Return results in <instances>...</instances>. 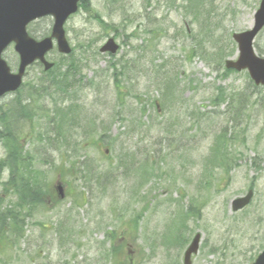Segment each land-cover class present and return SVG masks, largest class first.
<instances>
[{"label": "rangeland", "instance_id": "374dc122", "mask_svg": "<svg viewBox=\"0 0 264 264\" xmlns=\"http://www.w3.org/2000/svg\"><path fill=\"white\" fill-rule=\"evenodd\" d=\"M88 4L65 25L72 55L63 57L54 49L47 56L55 64L51 75L33 65L18 93L0 99V132L16 134L10 137L13 157L24 158L12 174L0 138V215L27 196L17 186L22 176L31 181L33 192L43 194L45 205L20 211L25 232L20 238L2 236L0 264H96L102 252L112 254L103 264H182L196 234L202 239L193 264H251L264 251V88L250 89L246 72L226 73L223 65L236 59L232 35L253 26L260 0ZM50 21L31 25L30 34L41 39ZM108 38L120 47L113 58L98 52ZM254 45L264 57V29ZM3 57L16 70L12 47ZM51 79L63 85V96L55 84V91L42 94V85ZM29 92H37L27 105L31 113L21 107L29 103ZM219 130L233 132L225 151L238 160L223 171L215 161L219 150L209 147ZM151 162L161 178L181 167L185 177L202 182L203 171L210 193L191 201L193 184L182 177L177 181L186 194L181 199L169 183L164 187L161 178L152 177L159 188H169V196L149 198L153 179L143 181L141 172ZM57 180L67 198L53 204L45 193H55ZM249 190L254 192L251 204L232 213L231 201ZM81 192L87 203L74 207L67 195ZM193 204L197 216L191 213ZM178 206L187 216L176 238L170 236L175 224L167 223L166 212ZM142 207L145 212H137Z\"/></svg>", "mask_w": 264, "mask_h": 264}, {"label": "water", "instance_id": "95a60500", "mask_svg": "<svg viewBox=\"0 0 264 264\" xmlns=\"http://www.w3.org/2000/svg\"><path fill=\"white\" fill-rule=\"evenodd\" d=\"M78 2L80 0H0V54L6 45L15 42V51L21 57L19 74L15 77L9 75V69L0 60V96L18 88L24 67L34 60L40 59L46 70L52 67L43 60V55L52 48L51 38L57 40L60 53L68 54L70 52L64 39L62 27L68 16L77 11ZM48 14L53 16L55 22L52 37L37 44L25 34L26 26L29 22ZM254 24L252 30L234 35V41L239 47V59L237 62L227 61L225 67L237 72L247 69L249 77L255 85L264 86V60L254 56L251 46L257 33L264 27V0L254 17ZM106 50L114 53L116 47H114L113 41L109 40L101 51L105 52ZM248 198L234 201V209L244 207L248 203ZM195 244L191 246L190 252L195 251ZM256 264H264V253Z\"/></svg>", "mask_w": 264, "mask_h": 264}, {"label": "trees", "instance_id": "16d2710c", "mask_svg": "<svg viewBox=\"0 0 264 264\" xmlns=\"http://www.w3.org/2000/svg\"><path fill=\"white\" fill-rule=\"evenodd\" d=\"M12 136H13V135H10L9 138H5L7 143L11 140L10 137H12ZM2 141H3V140H2ZM10 142H11V141H10ZM225 145H226V142H224L223 145H220V146L218 147V149H220L221 147L225 149V148H226ZM9 146H10V148H12L11 144H10ZM224 162H225V160H223V163H224Z\"/></svg>", "mask_w": 264, "mask_h": 264}]
</instances>
